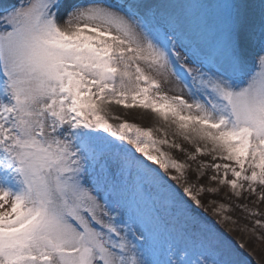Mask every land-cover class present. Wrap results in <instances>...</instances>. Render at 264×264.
I'll use <instances>...</instances> for the list:
<instances>
[{"label":"snow or ice","instance_id":"6c2138e0","mask_svg":"<svg viewBox=\"0 0 264 264\" xmlns=\"http://www.w3.org/2000/svg\"><path fill=\"white\" fill-rule=\"evenodd\" d=\"M225 186L264 202V0H0V264H247Z\"/></svg>","mask_w":264,"mask_h":264},{"label":"rangeland","instance_id":"374dc122","mask_svg":"<svg viewBox=\"0 0 264 264\" xmlns=\"http://www.w3.org/2000/svg\"><path fill=\"white\" fill-rule=\"evenodd\" d=\"M209 1L214 2V0ZM118 107L119 105H114L113 107L112 115L114 117H121L122 119H127L130 122L141 125L142 127H153L157 124L156 117L150 111H146L140 108L125 109L120 106L123 112L117 113L116 109ZM111 122L118 123L119 121L111 119ZM157 135L160 134L157 133ZM169 139H172L171 135H169ZM176 142L180 143L189 151L194 150L192 145L188 144L186 141L180 138H176ZM165 150L168 149L166 148ZM172 154L175 158L181 161H184L185 159L184 153H181L179 150L173 149ZM200 159L210 160L211 158L208 156H201ZM210 174L211 173H209V175ZM189 175L191 179H193L194 181L196 180V175L194 172H190ZM199 182L204 183L206 187H216L215 184H212L208 180L207 175H205ZM210 197L211 199L214 197L215 199L212 200H217L222 203H241L246 205L249 209H255L260 212H264V202L258 201V198L256 196H247L246 194V198L242 197L237 201L235 197H231V189H229L227 186L222 187L218 194L210 195ZM228 197H231V200H229ZM226 214L231 215L236 221V224L224 225V227L225 229L233 228L234 230L228 231L229 237L234 241H239L244 244V248L242 249V251L244 252L247 258V264H264V229L256 228L253 230V225L249 222V220L256 219L259 217H249L245 219L244 217H247L248 214L241 211L240 209H235L233 212H228ZM207 215L209 217H212L211 212H208Z\"/></svg>","mask_w":264,"mask_h":264},{"label":"bare ground","instance_id":"6f19581e","mask_svg":"<svg viewBox=\"0 0 264 264\" xmlns=\"http://www.w3.org/2000/svg\"><path fill=\"white\" fill-rule=\"evenodd\" d=\"M165 2H170V3H177V4H179V3H185V2H190V0H165ZM195 2H199V3H204V4H209V3H212V1H209V0H203V1H195ZM113 107H114V105H111L110 106V110H111V112H113ZM118 110H119V112H118ZM116 112L117 113H120V112H123L122 111V108L119 106L117 109H116ZM115 114V113H114Z\"/></svg>","mask_w":264,"mask_h":264},{"label":"trees","instance_id":"16d2710c","mask_svg":"<svg viewBox=\"0 0 264 264\" xmlns=\"http://www.w3.org/2000/svg\"><path fill=\"white\" fill-rule=\"evenodd\" d=\"M193 180V179H192ZM194 181V180H193ZM205 201L215 199L214 197L211 199L210 195H205ZM210 212V211H209Z\"/></svg>","mask_w":264,"mask_h":264}]
</instances>
